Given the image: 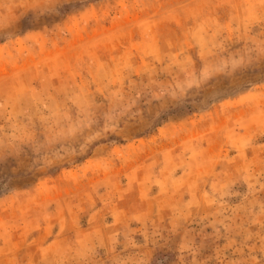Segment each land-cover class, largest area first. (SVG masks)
<instances>
[{
  "label": "rangeland",
  "instance_id": "rangeland-1",
  "mask_svg": "<svg viewBox=\"0 0 264 264\" xmlns=\"http://www.w3.org/2000/svg\"><path fill=\"white\" fill-rule=\"evenodd\" d=\"M0 264H264V0H0Z\"/></svg>",
  "mask_w": 264,
  "mask_h": 264
}]
</instances>
